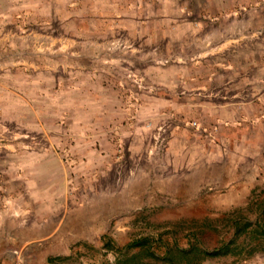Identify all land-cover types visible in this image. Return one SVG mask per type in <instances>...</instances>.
I'll use <instances>...</instances> for the list:
<instances>
[{
	"label": "rangeland",
	"instance_id": "obj_1",
	"mask_svg": "<svg viewBox=\"0 0 264 264\" xmlns=\"http://www.w3.org/2000/svg\"><path fill=\"white\" fill-rule=\"evenodd\" d=\"M262 114L264 0H0L3 253L20 251L5 243L17 240L5 211H26L14 218L28 225L29 262L15 264H116L142 238L160 256L214 250L233 236L229 219L260 216ZM241 143L251 158L238 160ZM216 161L258 182L246 205L167 192L187 171L202 184ZM198 204L207 211L182 210ZM47 219L72 254L42 263Z\"/></svg>",
	"mask_w": 264,
	"mask_h": 264
},
{
	"label": "crops",
	"instance_id": "obj_2",
	"mask_svg": "<svg viewBox=\"0 0 264 264\" xmlns=\"http://www.w3.org/2000/svg\"><path fill=\"white\" fill-rule=\"evenodd\" d=\"M221 114V117H227L224 111ZM261 118H264V114L261 115ZM237 145H240L237 149L238 160L246 157L251 158V156H253L249 154V156L246 155V144L241 143ZM214 163L218 165L208 166L206 163H203L205 165V169H213V175L212 177H207L208 179H206L205 177V180H203L204 182L202 184L199 183L202 178V176L200 177V174L198 175V177H192V173H190L191 171H187V173H185L186 177H182L183 181H175L176 179H174L176 183H173L174 185L168 187L167 192H172V197L175 199L178 198V194L187 195L188 197L186 198L189 200L201 198H204L201 200L214 199V206L215 210L217 211H229L233 208H236L237 206L246 205L251 198V194H253L255 192V188H257L258 182L255 181V178L253 179L249 176L246 177L244 175L245 173L239 170L240 168L238 167V164L237 167L239 169H237L236 167V170L233 167V164L231 165L232 169H230L228 166H223L219 161H216ZM262 182L264 181H260L261 184H263ZM205 185L210 186L213 191H202V187H204ZM262 186H264V184ZM198 205L202 206V210H199L200 208H198V210H194L192 207L189 208V210H182L207 211L205 204ZM24 212L26 211L4 212L5 216H9V218L5 219V224L6 228H8V232H15L17 234L16 242L11 241L10 243V241H5V243H7V247L14 246L15 248L20 249V251L18 253H14L6 250L7 253H3V249H5L6 246L3 245L4 242H0V249L2 250L0 251V264H15L19 261V259L24 263H27V261L29 262L28 253L30 248V238H28L26 235L29 229L27 227L28 225L26 226L22 223V221L19 222L17 218H14L20 213L25 214ZM56 220H54L53 224H50L51 221L47 219V221H44L43 227L35 229L36 231H38V233H41V235H39L38 237L41 243L39 244V246H37V257L42 263H45L52 257L72 254V250L69 248L68 241L60 240L62 236V233L60 231L62 225L61 223L55 225ZM249 264H264V253H259L256 256L251 257V259L249 260Z\"/></svg>",
	"mask_w": 264,
	"mask_h": 264
},
{
	"label": "trees",
	"instance_id": "obj_3",
	"mask_svg": "<svg viewBox=\"0 0 264 264\" xmlns=\"http://www.w3.org/2000/svg\"><path fill=\"white\" fill-rule=\"evenodd\" d=\"M229 222L230 227L234 229L232 238L214 250H205L194 244L186 248L173 244L160 256L150 250V240L142 238L129 246V249L140 248V251L123 259L119 258L116 264H147L144 258L148 257L165 264H200L207 257L231 255L248 259L258 252H264V204L261 206L260 216L255 221L236 215L229 219Z\"/></svg>",
	"mask_w": 264,
	"mask_h": 264
}]
</instances>
